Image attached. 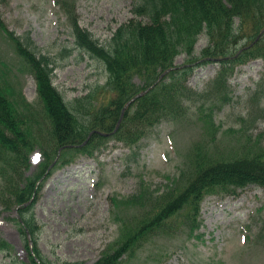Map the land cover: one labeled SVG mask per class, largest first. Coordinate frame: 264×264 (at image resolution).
<instances>
[{
  "label": "trees",
  "instance_id": "16d2710c",
  "mask_svg": "<svg viewBox=\"0 0 264 264\" xmlns=\"http://www.w3.org/2000/svg\"><path fill=\"white\" fill-rule=\"evenodd\" d=\"M56 2L67 15L74 47L104 64L107 81L104 91L96 87L67 103L53 84L51 58L36 49L28 34L21 37L9 30L0 14V30L35 79L42 105L40 109L33 107L16 90L11 80L13 70L0 60V205L6 210L19 205L17 221L26 249V258L21 260L11 255L10 244L0 236V252L6 251L9 264H51L37 245L39 225L29 212L38 198V181L48 175L59 149L57 163L64 149L92 155L104 140L101 133L134 144L146 135L149 126L181 117L189 100L215 97L218 106L227 103L231 100L230 76L237 65L251 59L263 61L253 100L259 102L264 95V0H135L131 9L134 16L121 23L105 44L80 26L73 1ZM201 35L206 45L196 54ZM179 55L185 58L176 64ZM212 59L220 62L215 76L200 90L190 87L187 80L193 65ZM141 91L144 93L127 105L116 127L127 101ZM214 107L211 104L208 111L201 112L205 130L212 137L218 131L212 120ZM254 121L251 119L250 125ZM244 141L246 153L230 160L212 158L203 145H195L203 151L196 154L194 150V157L179 168L177 176L166 177L161 188L140 180L132 194L119 200L138 209L136 224L130 226L129 218L119 217L117 244L91 264H118L123 254L141 247L152 236L171 234L170 220L179 214L192 234L200 226V204L208 194H236L237 189L251 184L264 188L263 138L246 135ZM36 147L42 160L35 173L25 176L29 154ZM112 202L118 205L115 197Z\"/></svg>",
  "mask_w": 264,
  "mask_h": 264
},
{
  "label": "rangeland",
  "instance_id": "374dc122",
  "mask_svg": "<svg viewBox=\"0 0 264 264\" xmlns=\"http://www.w3.org/2000/svg\"><path fill=\"white\" fill-rule=\"evenodd\" d=\"M68 1L74 2L80 26L103 44L121 23L134 16L131 9L135 0ZM0 14L9 30L21 37L28 34L36 49L51 58L53 84L67 103L96 87L99 92L105 90L104 64L74 47L67 15L56 0H4ZM205 45L201 35L195 53ZM184 58L177 56L175 63L181 64ZM0 60L13 70L11 80L16 90L40 109L36 81L1 30ZM219 67L215 60L199 63L189 77L190 87L202 89ZM262 73L260 59L237 65L228 80L229 102L218 106L215 97L189 100L181 117L149 126L146 135L134 144L110 134L94 149L95 157L74 148L64 149L41 181L29 212L39 225L35 238L42 255L51 264L95 262L103 251L117 244L119 217L129 218L130 226L136 224L138 209L119 200L132 194L140 180L152 188L163 187L166 177L177 176L188 159L203 151L195 145H203L212 158L230 160L246 153V135H261L264 142V95L259 102L253 100ZM135 81L140 83L138 78ZM211 104L216 106L212 120L218 128L214 137L205 130L201 115ZM65 159L68 161L63 163ZM40 160L41 151L36 147L25 176L36 172ZM182 218L181 214L172 217L171 234L152 236L141 247L123 254L118 264H264V188L251 184L234 195H206L200 204V226L192 234ZM19 229L14 210L0 205V236L10 244L11 255L24 260L26 249ZM10 261L6 251L0 252V264Z\"/></svg>",
  "mask_w": 264,
  "mask_h": 264
},
{
  "label": "water",
  "instance_id": "95a60500",
  "mask_svg": "<svg viewBox=\"0 0 264 264\" xmlns=\"http://www.w3.org/2000/svg\"><path fill=\"white\" fill-rule=\"evenodd\" d=\"M137 96H138V95H137ZM137 96L133 97V98L129 101V103H130L132 100H134Z\"/></svg>",
  "mask_w": 264,
  "mask_h": 264
}]
</instances>
